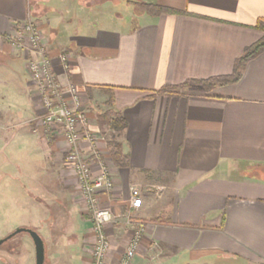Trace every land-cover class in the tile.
Returning a JSON list of instances; mask_svg holds the SVG:
<instances>
[{
    "label": "crops",
    "instance_id": "0c3cea01",
    "mask_svg": "<svg viewBox=\"0 0 264 264\" xmlns=\"http://www.w3.org/2000/svg\"><path fill=\"white\" fill-rule=\"evenodd\" d=\"M153 5L177 13L153 12ZM260 19L264 0H0V134L6 145L16 139L29 145L20 171L24 203L42 212L18 226L56 239L60 249L48 264H87L95 234L61 129L36 119L45 110L28 74L29 54L13 44L21 24L37 26L57 81L80 93L96 140H82L79 150L96 151L113 174L114 187L99 194V206L123 215L131 188L140 190L142 204L130 223L122 217L104 227L106 264L118 262L135 222L146 230L130 264L218 258L264 264V50L234 82L157 93L231 75L235 60L262 38ZM106 112L121 115L125 127L112 130ZM110 140L119 143L127 166L113 164ZM12 150L3 154L8 165ZM92 169L99 173L97 165ZM159 216L165 221L154 222Z\"/></svg>",
    "mask_w": 264,
    "mask_h": 264
},
{
    "label": "built area",
    "instance_id": "2783aa9c",
    "mask_svg": "<svg viewBox=\"0 0 264 264\" xmlns=\"http://www.w3.org/2000/svg\"><path fill=\"white\" fill-rule=\"evenodd\" d=\"M13 44L25 48L29 54L26 67L30 79L34 82L37 94L42 101L45 112L36 119L44 127L61 129L67 143L66 161L75 172L79 183V193L90 212L94 242L87 264H106L110 241L104 233V227L125 218L130 223L132 212L140 208L142 197L138 188H131L128 209L123 215L114 214L109 208L99 206V194L108 193L114 187L113 174L109 165L96 151L82 155L79 144L82 140L93 143L96 136L86 128V117L81 108V97L74 84L62 86L56 79L50 59L46 56L41 33L30 20L21 24V31ZM60 61L67 68V57L60 55ZM97 165L99 173L93 175V166ZM146 224L135 222L133 233L128 239L120 259L116 264H130L136 255Z\"/></svg>",
    "mask_w": 264,
    "mask_h": 264
},
{
    "label": "rangeland",
    "instance_id": "374dc122",
    "mask_svg": "<svg viewBox=\"0 0 264 264\" xmlns=\"http://www.w3.org/2000/svg\"><path fill=\"white\" fill-rule=\"evenodd\" d=\"M197 90V89H195ZM2 103V104H1ZM5 105L4 101H0V114L3 112V106ZM3 108V109H2ZM8 141L2 139L0 134V174L2 176L0 182V238L7 235L8 233L12 232L16 227H19L20 224H25V220L33 215L32 223H34V219L36 217H40L42 210L40 207H37L38 210L33 212L31 210V204L24 203L26 201V197L23 195L24 192L27 190L23 186L26 185V181L23 180L25 176L21 178V161L29 158L27 153H29V145L28 143L24 145L19 139L14 141H10L8 145H6ZM27 148L28 150H26ZM13 149L12 152L17 155L10 158L11 165H8V161L4 159V153ZM26 155V156H25ZM30 159V158H29ZM32 159V158H31ZM6 161V162H5ZM19 162V167L18 163ZM3 171H8L9 176L11 174L13 176L20 178L19 180H15L10 178L9 176L3 175ZM12 176V177H13ZM20 176V177H19ZM22 184V186H21ZM23 202V204H21ZM35 208V207H34ZM33 212V213H32ZM28 227V226H25ZM34 228V227H31ZM38 229V227L34 228ZM49 239V240H48ZM52 240V239H51ZM55 242L51 243L50 238H46L44 240L45 246V260L44 264H48L49 260L48 257L53 258L54 251L59 250L57 248L58 243ZM59 241V240H58ZM8 245H11L13 249L20 247L19 252L14 253L13 256L7 255V247L0 248V264H34L35 262V254H34V245L30 238V236L26 233H21L13 237L9 242ZM13 251V250H12ZM13 254V253H10ZM216 264H236L235 261L231 259H224L218 258L216 260Z\"/></svg>",
    "mask_w": 264,
    "mask_h": 264
},
{
    "label": "trees",
    "instance_id": "16d2710c",
    "mask_svg": "<svg viewBox=\"0 0 264 264\" xmlns=\"http://www.w3.org/2000/svg\"><path fill=\"white\" fill-rule=\"evenodd\" d=\"M151 10L153 12L157 11H170L172 13H177V11L173 9H169L163 6L159 5H153L151 6ZM255 27L262 32V38L253 44L252 46L246 48L244 52L235 60L234 67H233V73L231 75L227 76H216L211 77L208 79H202V80H190L184 84L179 85H168L160 88L157 93L165 94V95H176L179 94L182 89L185 88H192L197 90H204L208 91L212 89L215 85H222L230 82L236 81L240 76V71L243 65L251 58L256 56L257 54L261 53L264 50V19H260L256 22ZM108 113V114H107ZM105 117L108 119L109 126L114 131H120L125 127V120L124 118L115 113L113 114V117H111V114L109 112H106L104 114ZM110 157L113 161V164L117 167H125L128 165V159L125 154L121 152L120 145L115 140H110L107 143ZM164 216H159L157 218H154L153 221L157 222H164L165 219Z\"/></svg>",
    "mask_w": 264,
    "mask_h": 264
},
{
    "label": "water",
    "instance_id": "95a60500",
    "mask_svg": "<svg viewBox=\"0 0 264 264\" xmlns=\"http://www.w3.org/2000/svg\"><path fill=\"white\" fill-rule=\"evenodd\" d=\"M25 232L27 233L34 245V254H35V262L34 264H44L45 260V246L44 241L41 238V236L33 229L27 228V227H16L11 233L6 235L3 238H0V245L6 241L7 239L19 234Z\"/></svg>",
    "mask_w": 264,
    "mask_h": 264
},
{
    "label": "flooded vegetation",
    "instance_id": "af4514ba",
    "mask_svg": "<svg viewBox=\"0 0 264 264\" xmlns=\"http://www.w3.org/2000/svg\"><path fill=\"white\" fill-rule=\"evenodd\" d=\"M19 227H25V226H19ZM27 228H31V227H27ZM31 229H33V230H35L38 234H39V232L36 230V229H34V228H31ZM11 233V232H10ZM22 233H25V232H22ZM9 234V233H8ZM7 234V235H8ZM19 234H21V233H19ZM27 234V233H26ZM18 235V234H17ZM40 235V234H39ZM6 236V235H5ZM5 236H3V237H5ZM16 236V235H15ZM15 236H13V237H15ZM41 236V235H40ZM2 237V238H3ZM13 237H11V238H9V239H7L6 241H4L1 245H0V248H2V247H7L8 249L6 250L7 252H12V250H13V247L11 246V245H8V242L13 238ZM42 238V237H41ZM43 239V238H42ZM44 241V240H43Z\"/></svg>",
    "mask_w": 264,
    "mask_h": 264
}]
</instances>
